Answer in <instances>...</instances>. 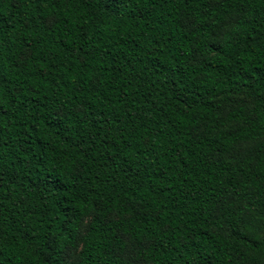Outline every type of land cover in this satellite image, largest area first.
Masks as SVG:
<instances>
[{
	"label": "trees",
	"instance_id": "obj_1",
	"mask_svg": "<svg viewBox=\"0 0 264 264\" xmlns=\"http://www.w3.org/2000/svg\"><path fill=\"white\" fill-rule=\"evenodd\" d=\"M0 264H264V0H0Z\"/></svg>",
	"mask_w": 264,
	"mask_h": 264
}]
</instances>
